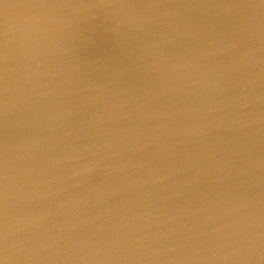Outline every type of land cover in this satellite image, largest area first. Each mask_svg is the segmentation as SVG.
<instances>
[{
    "label": "water",
    "instance_id": "water-1",
    "mask_svg": "<svg viewBox=\"0 0 264 264\" xmlns=\"http://www.w3.org/2000/svg\"><path fill=\"white\" fill-rule=\"evenodd\" d=\"M0 264H264V0H0Z\"/></svg>",
    "mask_w": 264,
    "mask_h": 264
}]
</instances>
